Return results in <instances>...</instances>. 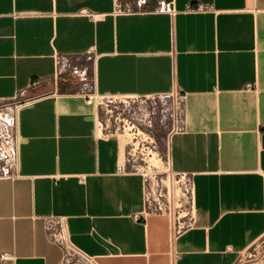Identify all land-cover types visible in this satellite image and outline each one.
Wrapping results in <instances>:
<instances>
[{
	"label": "crops",
	"instance_id": "obj_1",
	"mask_svg": "<svg viewBox=\"0 0 264 264\" xmlns=\"http://www.w3.org/2000/svg\"><path fill=\"white\" fill-rule=\"evenodd\" d=\"M117 1L134 2L0 0V100H29L0 177V256L71 264L45 230L61 216L97 264H239L264 238V0H163L173 14ZM56 56L89 67L98 98L183 96L168 164L190 180L189 225L147 212L142 173L117 172L122 136L99 134L97 104Z\"/></svg>",
	"mask_w": 264,
	"mask_h": 264
},
{
	"label": "rangeland",
	"instance_id": "obj_2",
	"mask_svg": "<svg viewBox=\"0 0 264 264\" xmlns=\"http://www.w3.org/2000/svg\"><path fill=\"white\" fill-rule=\"evenodd\" d=\"M85 73L86 80L78 81L77 86L82 94L92 97L97 104L99 134L122 136L125 146L123 162L146 175L150 205L161 206L166 216L169 211V217L180 223L174 231L182 229L190 212L187 177L171 172L167 159L169 137L176 130L172 114L177 93L161 98H98L93 94L89 67ZM22 100V97L0 100V177L10 172L15 164V106ZM0 264L12 262L8 257L0 256ZM239 264H264V238L248 250Z\"/></svg>",
	"mask_w": 264,
	"mask_h": 264
},
{
	"label": "built area",
	"instance_id": "obj_3",
	"mask_svg": "<svg viewBox=\"0 0 264 264\" xmlns=\"http://www.w3.org/2000/svg\"><path fill=\"white\" fill-rule=\"evenodd\" d=\"M146 5V0H134V2H125V3H120L116 2L114 13H130L134 11H141L144 9ZM207 7L205 6H198V11H204L206 10ZM154 11H159V12H168L170 14L174 13V8L170 6L169 4L165 3L163 0H158L157 5L154 9ZM56 64L59 66L58 68V76L60 74H63L66 71H69L71 75H74L77 77V80L79 82H84L86 80L85 76V71L83 69H80L78 67H71L68 61V58L63 57V56H56ZM94 94V92H93ZM177 99H176V106L174 108V112L172 114L174 118V122L176 125V130L175 131H182L184 130V110H183V96L181 94L177 93ZM161 98V96H158ZM92 97H89V100H91ZM29 100H24V102H27ZM24 102L18 103L19 105H16V109ZM168 155V153H167ZM168 159V156H167ZM169 160V159H168ZM117 172L119 174H125L129 172H140V170L136 169L133 166H128L126 163H123L118 166ZM142 173V172H141ZM142 176H144V181L147 184V178L145 177L146 175L142 173ZM187 177V176H183ZM187 188H188V193H189V198L191 201V184L190 180L187 177ZM145 202H146V207H147V212L148 213H154V214H164L163 209L161 206H151L149 202V198L147 195V188L145 192ZM169 211L167 216H169ZM171 220L172 226L175 228L176 225H179L180 223L176 222V219L169 217ZM190 222V217H188L185 221H183V224L185 226L189 225ZM177 223V224H176ZM178 227V226H177ZM45 230L47 233V237L50 242L56 244L64 253L65 255V261L69 260L71 264H97L94 260L90 258L84 257L82 254H80L78 251H76L73 246L70 244L66 229H65V220L61 216H50L45 219ZM179 230V229H178ZM177 230V231H178Z\"/></svg>",
	"mask_w": 264,
	"mask_h": 264
}]
</instances>
